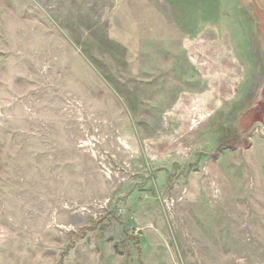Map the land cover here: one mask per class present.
<instances>
[{
    "label": "rangeland",
    "instance_id": "374dc122",
    "mask_svg": "<svg viewBox=\"0 0 264 264\" xmlns=\"http://www.w3.org/2000/svg\"><path fill=\"white\" fill-rule=\"evenodd\" d=\"M258 122L264 0H0V264H264Z\"/></svg>",
    "mask_w": 264,
    "mask_h": 264
},
{
    "label": "water",
    "instance_id": "95a60500",
    "mask_svg": "<svg viewBox=\"0 0 264 264\" xmlns=\"http://www.w3.org/2000/svg\"><path fill=\"white\" fill-rule=\"evenodd\" d=\"M255 131H257L260 135L264 136V123L258 122L256 124H254L253 127L251 128V130L249 131V133H247V134L250 135Z\"/></svg>",
    "mask_w": 264,
    "mask_h": 264
}]
</instances>
